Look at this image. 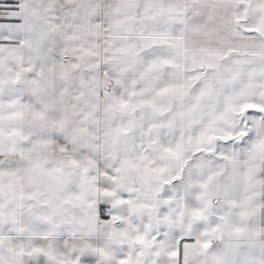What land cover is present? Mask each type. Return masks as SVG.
<instances>
[{
    "label": "snow or ice",
    "instance_id": "obj_1",
    "mask_svg": "<svg viewBox=\"0 0 264 264\" xmlns=\"http://www.w3.org/2000/svg\"><path fill=\"white\" fill-rule=\"evenodd\" d=\"M0 264H264V0H0Z\"/></svg>",
    "mask_w": 264,
    "mask_h": 264
}]
</instances>
